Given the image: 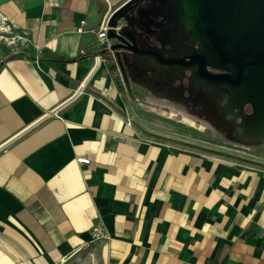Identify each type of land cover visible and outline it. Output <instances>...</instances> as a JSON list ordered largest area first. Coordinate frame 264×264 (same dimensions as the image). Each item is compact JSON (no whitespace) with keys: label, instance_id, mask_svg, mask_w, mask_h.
Instances as JSON below:
<instances>
[{"label":"crops","instance_id":"obj_1","mask_svg":"<svg viewBox=\"0 0 264 264\" xmlns=\"http://www.w3.org/2000/svg\"><path fill=\"white\" fill-rule=\"evenodd\" d=\"M129 1L0 0V264H264V156L172 136L126 50L120 86L97 31Z\"/></svg>","mask_w":264,"mask_h":264},{"label":"water","instance_id":"obj_2","mask_svg":"<svg viewBox=\"0 0 264 264\" xmlns=\"http://www.w3.org/2000/svg\"><path fill=\"white\" fill-rule=\"evenodd\" d=\"M142 1L130 0L110 18L107 36L115 58H120L119 50H126L150 54L162 65L185 64L183 58H167L157 50L141 48L128 26L120 25L124 16ZM180 3L182 26L188 32L198 22L207 39L216 42L219 60L231 65L234 74L208 72V60L202 54L188 56L185 65L198 64L203 79L220 83L238 94L240 109L251 104L254 114L248 119V125L254 134L264 131V0H180ZM96 62L97 68L99 60ZM84 86L85 83L80 91ZM127 88L130 91L129 84Z\"/></svg>","mask_w":264,"mask_h":264},{"label":"flooded vegetation","instance_id":"obj_3","mask_svg":"<svg viewBox=\"0 0 264 264\" xmlns=\"http://www.w3.org/2000/svg\"><path fill=\"white\" fill-rule=\"evenodd\" d=\"M181 13V3L180 0H143L138 3L137 6L133 8L132 17L130 18V25L128 29L133 32L137 39V43L141 48H149L159 51L164 57L167 58H183V62L189 61L188 56H193L196 54H202L208 60L206 70L216 74H234L233 67L228 64H223L217 56L216 42L213 40L207 39L205 33L202 31V28L198 22H194L191 29L186 31V28L182 26V20L180 19ZM181 25V26H180ZM213 51V52H212ZM130 52V51H129ZM131 53V63L128 65L132 67V70L129 66H126L123 62V68L125 74L130 78V80L137 79L144 73L146 69L147 75L152 82L154 78H165L162 85L165 87L168 92V88H171L169 81L170 75L175 77L176 70L178 68L182 70H187L189 68L195 69L194 78H188L183 74L182 71L178 72V75L175 77L174 89L177 88L179 82L188 80L187 84H198L201 89L205 92H210L213 90L210 85L221 87L224 90H221L222 93L225 92H234L227 86H221L220 83L213 82L211 80L203 79L198 72V64L194 63L193 66H187L185 64L175 65L176 68L171 67V65L161 64L158 60L150 55H140L133 51ZM149 60L153 62V66H145L139 60L141 59ZM135 60V61H134ZM149 67V68H148ZM163 67L174 70L161 71ZM160 76V77H159ZM185 79V80H184ZM156 86V85H155ZM163 86H160L163 88ZM173 89V88H172ZM216 89V88H214ZM164 90L162 93H166ZM211 94L208 95L206 106L207 109H202L201 113L210 114L211 117L214 115L221 114L219 108V100L211 97ZM178 104L183 108H187L188 104H184V99L182 96H171ZM210 100V102H208ZM213 100H216V103H211ZM246 105V104H245ZM248 109L253 107L251 104L247 103ZM198 107H201L198 102ZM195 108H197L195 106ZM237 108V107H236ZM198 109V108H197ZM200 109V110H201ZM239 109V108H237Z\"/></svg>","mask_w":264,"mask_h":264},{"label":"rangeland","instance_id":"obj_4","mask_svg":"<svg viewBox=\"0 0 264 264\" xmlns=\"http://www.w3.org/2000/svg\"><path fill=\"white\" fill-rule=\"evenodd\" d=\"M133 12V11H132ZM171 67L176 68L175 65ZM174 70L163 67L161 71ZM183 72L189 79L194 78L195 69L189 68L187 70H182L178 68L175 77L178 75V72ZM125 77V74H123ZM160 77V76H159ZM175 77L170 75L168 83H170L171 88L166 90L162 84L166 81L165 78H154L153 84L155 93L163 92L166 90L165 96H182L184 99L183 103L188 104L187 108H182L177 102H172L171 111L165 109L166 112L172 115L171 125L174 127V133H171L172 136L177 137L181 133L188 135L191 140L196 138L202 141H206L207 146L214 147L226 152H242L246 151L255 155L264 156V131L254 134L251 131L250 125H248V119L254 114L253 107L248 109V105H244L242 109L239 107V95L235 92H225L222 93L221 90H224L221 87L210 85L213 90L210 92H205L201 87L194 83L187 84L188 80L179 82V85L174 89ZM130 82L129 87L132 93H138V89L131 82L129 77L126 78ZM190 79V80H191ZM185 80V79H184ZM156 85V86H155ZM160 86H163L161 88ZM173 88V89H172ZM216 88V89H214ZM226 91V90H224ZM211 94V97L214 99L220 98L219 108L221 114L214 115L211 117L212 113L204 114L201 113L202 109H207L206 102L208 99L207 94ZM198 102L201 107H198ZM210 102V100L208 101ZM211 103H216V100H213ZM195 106L198 108H195ZM239 109H237V108ZM202 108V109H201ZM201 109V110H200ZM180 111L182 114L186 112V120L183 119L182 123H178L181 120L182 116L179 115ZM182 131V132H181ZM81 258L77 256L73 262H65L64 264H79Z\"/></svg>","mask_w":264,"mask_h":264},{"label":"built area","instance_id":"obj_5","mask_svg":"<svg viewBox=\"0 0 264 264\" xmlns=\"http://www.w3.org/2000/svg\"><path fill=\"white\" fill-rule=\"evenodd\" d=\"M110 18L109 19H105L103 20L102 24L100 25L99 30L97 31V36L99 38V41L104 43L103 49L106 52H111L113 55V52L110 50L111 47V41L108 40V29L110 27ZM86 21H83L80 28H79V32L82 31L84 25H85ZM97 59L101 60V56L97 57ZM78 162L81 164H88L91 162V160L89 158L86 157H78L77 158ZM92 231L94 233V235L96 237H100V238H105L106 237V233H105V228L101 223L96 224L93 228Z\"/></svg>","mask_w":264,"mask_h":264},{"label":"trees","instance_id":"obj_6","mask_svg":"<svg viewBox=\"0 0 264 264\" xmlns=\"http://www.w3.org/2000/svg\"><path fill=\"white\" fill-rule=\"evenodd\" d=\"M103 52L105 54V58L108 61L109 66L113 70V73H114V75L116 77V80L120 83V86L123 88L122 82H121V79H120V75L118 73V70H117V67H116V64H115V60H114V57H113L112 53L111 52H106V51H103Z\"/></svg>","mask_w":264,"mask_h":264}]
</instances>
